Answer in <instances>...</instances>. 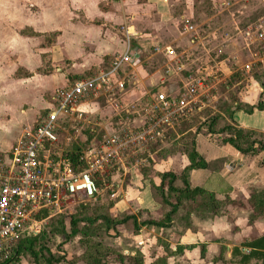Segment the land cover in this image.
Masks as SVG:
<instances>
[{
	"label": "crops",
	"instance_id": "crops-1",
	"mask_svg": "<svg viewBox=\"0 0 264 264\" xmlns=\"http://www.w3.org/2000/svg\"><path fill=\"white\" fill-rule=\"evenodd\" d=\"M34 2L39 5V10L31 12L30 16H27L30 21L27 20L26 22H21L23 24L18 25L20 26V39L32 44L38 39L44 38L48 40L50 36L56 35L58 40L55 45L59 49L56 51L57 59L55 61H65L71 71L70 73H72L71 75L77 77V79L73 77L72 79L75 80L69 82V78L61 70L59 72L58 70L54 71V68L51 72L42 73V68L40 67L43 65V57H39L41 66H37L35 69L32 63L27 61L26 58L22 59L21 56L25 53L36 56L33 52V47L23 50L17 47V52L20 54L18 55V67L20 68L17 67V74H15V76L17 75V90H12L14 93H11L10 90L0 84V136L3 135V138H0V158L7 159L10 156L12 147L17 140V138L12 139L11 134L17 133V126L21 128L23 115L29 118V123H31L29 127L34 126L41 117L37 116L39 109L44 110L45 115L46 112L54 107L55 101L53 98L56 90L69 87L78 80L93 78L100 72L108 71L113 58L127 52L130 47L129 41L143 50L149 59L155 58L162 62V65L147 79V83L154 88L153 91H148L149 104L151 98L157 92L164 91L170 95L173 94L174 88L177 89L181 86L180 75L177 74L170 77L168 82L170 83L178 78L177 84L175 82L174 85L170 86L161 83L162 69L168 64L177 66L181 57L177 49L174 48V46L180 45L179 38L174 39L173 43L170 44L161 43L158 34H156L158 30L169 31L173 29V22L171 21L174 16L171 9L168 8L169 0H146L142 3H139V0H34ZM18 13L21 12L18 11ZM155 18H158V21H155ZM139 20H142L141 27H139ZM123 25L130 30V34L126 33L125 28L121 30ZM143 25H146L145 27L150 30L149 33L142 32L145 29ZM191 34L198 40V34ZM150 43H157L158 45L150 46ZM158 46L172 47L177 52V58L173 60V58H169L165 54L153 53V48ZM52 66L54 65L52 64ZM104 66L105 68H103ZM184 66L189 71L188 67ZM95 70L96 72L91 76H86ZM22 72L23 74L21 75L20 73ZM144 72L145 68L142 66L136 73H132L129 76L128 85L134 82L136 85L133 87L139 90L140 93H142L141 89L146 87V80L143 79ZM26 73L29 75L26 76ZM84 74L85 76H82ZM46 83L48 85L52 84L55 88L54 91L49 90V88H43L44 90H42L43 86H48ZM61 85L64 86L61 87ZM28 87L37 88L39 91L38 104L40 106L35 109L23 102L18 107L15 105L17 104V91ZM126 88L122 92H118L116 96L125 94ZM262 91L260 84L252 78V80H249L245 91L240 94V98L246 104L255 105L259 102ZM46 93H50L51 101L45 99L44 95ZM105 100L108 102L107 99ZM9 102L13 103V107H11ZM92 103L82 106L81 109L84 110L83 108L90 107ZM94 104H97V100L94 101ZM109 104L112 103L110 102ZM33 111L34 113H32ZM84 111L88 113V111ZM126 111L130 112L129 109ZM30 113L33 114L31 117L29 116ZM234 119L240 128L264 133V110L256 111L253 114L240 111L235 114ZM141 120L140 117L132 120L130 117L127 119L121 118L120 124L129 123L130 125L138 126ZM104 124L109 128L106 122ZM114 130H116L115 127L110 128L106 133L114 132ZM208 141L210 143L209 146L213 149H218L219 152H212L211 159L203 154L204 152L200 153L209 161L219 158H226L227 161L225 166L217 172L206 170L209 173L201 174V171H194L191 176L193 187L206 184L219 198L229 194L235 200H243L250 197L252 189L264 186V165H261L262 154L244 156L235 150L225 152L219 148L222 146L212 143L209 139ZM199 143L200 140L198 139V150ZM147 153L150 158L154 155L149 151ZM176 159L169 158L160 164L153 160L155 169H165L161 173L170 172ZM132 161H135V166L129 167L126 176H132L133 181L126 189L121 187L123 186L120 181L121 178L116 174H120V172H116L113 176L114 183V179L118 176L119 180L116 181V186L122 188L121 190L124 192L123 201L118 205L131 208L138 204L142 209L153 210L156 206L153 192L151 187L147 186L141 178V172L146 168L144 167L146 160L141 155L132 159ZM229 165H234L236 168L230 171ZM118 183H121V185ZM228 187L231 190L226 191ZM249 216L250 213L246 210L234 211L229 216H212L203 212L200 215H193L189 225L176 223L173 228V246H195V248L185 250L183 254L174 257L173 264H221L214 263L213 260L221 254L223 247L226 248L228 260L241 261L242 254L248 255L251 251L249 248L244 247L243 243L264 236V217L250 223ZM203 247L206 250L204 258L202 257ZM248 264H264V261L254 259Z\"/></svg>",
	"mask_w": 264,
	"mask_h": 264
},
{
	"label": "built area",
	"instance_id": "built-area-1",
	"mask_svg": "<svg viewBox=\"0 0 264 264\" xmlns=\"http://www.w3.org/2000/svg\"><path fill=\"white\" fill-rule=\"evenodd\" d=\"M225 5L229 6L230 0ZM124 28L127 34L131 33L126 26L122 30ZM186 29L190 33L197 32L194 25ZM246 33L251 40L248 48L259 43L263 56L257 61L263 64L264 18L247 28ZM130 42L127 52L113 58L108 71L56 90L54 107L31 129L24 131L7 159L0 158V260L10 258L17 241L31 233L32 228L37 230L47 219L71 209L72 205L96 200L101 191L100 182H105V187L112 192L111 198L116 199L113 176L116 172L128 171V160L132 156L141 155L150 145L164 141L167 132L182 120L190 121L211 108L209 103L221 82L213 70L185 77L184 64L177 67L168 64L161 71V83L167 84L170 77L177 74L181 86L170 95L157 92L144 113H137L142 119L138 126L126 123L119 130L104 133L99 143L94 142L82 151L84 169L76 168L67 157L69 150L62 145L63 126L68 118L84 119L86 112L82 106L101 98L112 103L116 94L125 89L127 77L136 73L145 59L143 50ZM153 53L165 54L173 60L177 58V52L170 46L155 47ZM44 212H48V217L38 219ZM143 244V241L138 242V246Z\"/></svg>",
	"mask_w": 264,
	"mask_h": 264
},
{
	"label": "trees",
	"instance_id": "trees-1",
	"mask_svg": "<svg viewBox=\"0 0 264 264\" xmlns=\"http://www.w3.org/2000/svg\"><path fill=\"white\" fill-rule=\"evenodd\" d=\"M188 75L189 72L184 73L185 77ZM240 78L241 73L238 72L224 88L233 87ZM254 79L263 90L255 105L241 100L243 86L229 93L227 101L220 109L207 108L190 121L182 120L180 125L169 130L164 139L169 142V148L159 153L154 151V147L164 141L149 146V152L156 153L157 158L162 161L177 158L170 172H156L154 162H150L149 167L141 172L142 180L153 192L156 204L153 210L142 209L138 204L131 208L118 205L123 200L117 206L83 203L70 216L50 218L41 227L39 234L22 235L17 241L14 254L0 264H170L174 257L183 254L185 250L194 249L195 246L172 247L153 237V234H148L144 236L143 246L136 244L135 250H131L120 242L124 237L123 232H132V237H137L141 235L143 228H151L163 234L166 230L173 229L176 223L189 225L193 215L203 212L212 216H229L234 211L246 210L250 213V223L264 217V186L252 189L248 199L235 200L229 194L219 198L207 186L193 187L189 179V172L194 169L217 172L227 161L226 158L209 161L199 152L198 137L204 133L212 143L232 147L244 156L262 154L261 165H264V133L240 128L234 119L235 114L240 111L253 114L264 110V78L256 73ZM67 157L76 168L80 166V169H84L80 148H73ZM135 209H138L137 213ZM144 214H148L149 219L144 218ZM48 215V212H44L38 219L47 218ZM52 236L62 239V245L57 246ZM56 246L61 251L54 252L53 247ZM243 246L251 251L248 255L241 253V261L228 260L226 248L223 247L221 254L213 262L248 264L254 259L264 261V236L244 242ZM159 248L162 249L158 251ZM142 249L146 251L143 252ZM205 254L203 247V258Z\"/></svg>",
	"mask_w": 264,
	"mask_h": 264
},
{
	"label": "rangeland",
	"instance_id": "rangeland-1",
	"mask_svg": "<svg viewBox=\"0 0 264 264\" xmlns=\"http://www.w3.org/2000/svg\"><path fill=\"white\" fill-rule=\"evenodd\" d=\"M139 1V3H142L146 0ZM227 1L228 0H169L168 8L171 9L172 15L174 16V19L171 21L173 22V29H170L169 31H156L161 43L170 44L173 43L174 39L179 38L180 45H176L174 48L177 49L178 54L181 55L179 61L188 67L189 71L187 72L191 75L205 74L213 70L212 73H214L219 80L221 79V82L217 84L216 91L214 92L215 95L213 94V99H211V102L209 103L211 108L215 109H220V107L224 105L227 101L229 93L235 92L238 88H242L243 86L245 91L249 84V80H252L256 73H258L261 78H264V63L262 64L257 61L263 56L259 43L255 42L250 46V48H248L247 44L250 43L251 40L250 36L246 33L247 28L254 26V24L260 19L264 18V0H230L229 6L225 5ZM38 6L39 5L35 3L34 0H0V84L7 88V90H10L11 93H14L12 90H17V79L15 74H17V67L19 65L18 55H20L19 52H17V47L22 50L28 49L31 46L33 47V52L36 56L26 53L21 56L22 59L26 58L27 61L32 63L35 69L37 66H41L39 57H43V65L40 67L42 68V73L51 72L54 68V71L58 70L59 72L61 70V72L69 78V82H73L77 79V77L71 75L72 73H70L71 71L67 67V64H65V61H55V59H57L56 51L59 49L55 45L58 40L56 35L50 36L48 40H45L44 38L38 39L32 44L20 39V26L18 25L23 24L21 22H26L27 20L30 21L27 16H30L31 12L39 10ZM18 11L25 15H21ZM154 20L158 21V18H155ZM138 22L140 23L139 27H141L142 20H139ZM189 25H194L197 28V32L195 34L199 35L198 40H196L194 35L189 33L186 29ZM145 26L146 25H143V28H145L143 31L142 29L140 30L142 32L149 33L150 30ZM156 44L150 43V46H154ZM252 54H254L255 57ZM180 62H178V65ZM52 64L54 66H52ZM160 65H162L161 61L155 58L149 59L148 56L145 55L143 64L145 72L143 79L146 80V87L141 89L142 93L133 87L136 85L134 82H131L132 84L128 85L129 77H127L125 85L127 87H125L126 95L119 94L118 96H115L112 104H109L104 98H101L97 100V104L93 105V102L90 107L83 108L88 111V113L84 114V119L78 120L76 118H68L66 120L62 130V145L66 146L69 151L75 147L80 148L81 151H85L92 143H99L102 140V136L108 129L115 127V129L118 130L122 128L123 124H120L121 118L127 119L130 117L132 120L138 117L137 113H144V109L149 104L148 93L154 90V88L147 83V79L153 75L155 70ZM248 66H250V69H247ZM103 68H105V66ZM94 72H96V70L86 76L89 77ZM238 72L241 73V78L236 81L235 85L233 87L224 88L227 87L230 79ZM20 74L22 75L23 72ZM82 76H85V74ZM73 77L75 79H72ZM158 80L159 78L157 79V82ZM178 80V78L174 79L170 83H167V85L172 86L175 82L177 84ZM48 83H46V85H48ZM62 86L64 85H61V87ZM43 88H49V90L53 91L55 89L52 84L43 86L42 90H44ZM134 88L135 90L133 91ZM38 93L39 91L37 88L33 87L23 88L17 91V104L15 105L18 107V105L23 102L27 103L34 109L39 107ZM44 97L48 101H51L50 93H46ZM9 103L11 104V107H13V103ZM10 109L12 110V108ZM127 109H129L130 112L126 111ZM32 113H34V111ZM31 115L33 114L30 113L29 116L31 117ZM38 115L43 116L44 110L42 111V109H39L37 116ZM104 122L109 125V128L108 126H105ZM22 123L21 128H18L17 126V133L11 134L12 139L17 138L18 140L26 129L32 128L29 127V125H31V123H29V118H26L24 115L22 116ZM204 134H200L198 137L200 140L199 152H204L203 154L211 159V153L219 152V150L213 149L209 146L210 143L208 138ZM91 135L93 138L90 139ZM0 138H3V135H1ZM67 138H70L71 141L66 142ZM169 146V142L164 140V143L154 147V151L159 153L160 151L169 148ZM219 148H221V150L223 149L222 151L225 152L233 150L232 147L229 146H222ZM147 151H149V148ZM156 153H154L151 158L148 156L147 152L142 154V158L146 160L144 162V164H146L144 167H149L150 162H154L153 160H155L158 164L162 163V160L157 158ZM139 154L140 153L136 156H132L131 159L128 160L129 167L132 168L135 166V161L133 162L132 159L138 158L140 156ZM228 168L231 171L236 167L234 165H229ZM163 170L165 169H156V172L161 173ZM194 171H201V174L209 173L206 170L194 169L189 172L190 180ZM126 173L127 172L124 171H121L120 174L116 173L119 178H121L120 181L123 184L121 187L124 189L131 185L133 181L131 176H126ZM117 178L114 179L115 184L117 183L116 181L119 180V178ZM109 182L111 181H106V183ZM121 183L118 184L121 185ZM204 186H206V184ZM99 187L101 191L97 199L94 201H87L85 203L93 206L99 204L104 206H117L119 201L124 198V192L121 190L122 188L117 187L114 190L117 191V198L112 199V192L105 187V182H100ZM229 188L230 187H228L226 191L231 190ZM81 204L83 203L72 205L70 206L71 209L66 210L59 215L70 216L76 212L77 208ZM135 212L137 213L138 209H135ZM144 218L149 219V215L144 214ZM48 220H50V218L47 219L40 227H43ZM40 227L38 226L36 231H39L41 229ZM131 233L132 232L124 231L122 241L120 239V242H122V244L126 247L128 246L131 250H135V246L138 242H145L144 236L148 234H153V237L158 238L173 247V229L166 230L163 234H161L151 228H148L147 230L143 228L141 235L137 237H132ZM53 242L57 246L62 245L63 243L62 239L59 238H53ZM57 246L53 247V251L56 253L57 251H61L58 250ZM64 248L65 247H63V249ZM161 249L162 248H159L158 251ZM142 251L144 252L146 249H142ZM4 260L6 259H1L0 262ZM171 263L173 264V260H171ZM22 264L27 263L23 262Z\"/></svg>",
	"mask_w": 264,
	"mask_h": 264
},
{
	"label": "water",
	"instance_id": "water-1",
	"mask_svg": "<svg viewBox=\"0 0 264 264\" xmlns=\"http://www.w3.org/2000/svg\"><path fill=\"white\" fill-rule=\"evenodd\" d=\"M31 233L34 234V235H37V234H39V231H36V230H34V229L32 228V229H31Z\"/></svg>",
	"mask_w": 264,
	"mask_h": 264
}]
</instances>
